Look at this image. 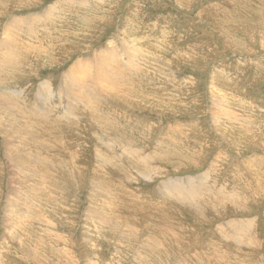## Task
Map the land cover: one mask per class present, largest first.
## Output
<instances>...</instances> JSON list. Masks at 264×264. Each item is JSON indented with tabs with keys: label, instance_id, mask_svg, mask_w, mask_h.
I'll list each match as a JSON object with an SVG mask.
<instances>
[{
	"label": "rangeland",
	"instance_id": "rangeland-1",
	"mask_svg": "<svg viewBox=\"0 0 264 264\" xmlns=\"http://www.w3.org/2000/svg\"><path fill=\"white\" fill-rule=\"evenodd\" d=\"M31 1L0 2V93L10 101L8 92H21L32 106L41 83L60 93L71 67L112 53L123 101L101 100L102 134L82 109L73 123L63 119L62 100L31 132L61 146L36 152L44 171L28 156L38 148L30 135L8 159L0 130V264H264V0ZM51 6L53 24L31 32ZM13 18L23 20L20 30ZM10 35L22 55L5 70ZM2 117V128L17 129ZM30 120L28 130L37 124ZM200 176L191 183L230 198L160 193L164 183ZM236 222L249 223L247 242L227 230Z\"/></svg>",
	"mask_w": 264,
	"mask_h": 264
},
{
	"label": "bare ground",
	"instance_id": "bare-ground-1",
	"mask_svg": "<svg viewBox=\"0 0 264 264\" xmlns=\"http://www.w3.org/2000/svg\"><path fill=\"white\" fill-rule=\"evenodd\" d=\"M12 1L22 3L23 1H27V0H12ZM0 2H1V0H0ZM29 4H24L23 6L29 7ZM59 8H61V7H59ZM53 9H55V6L49 7L47 9V13L48 12H56ZM44 12H46V11H44ZM49 15H50V13H48V14L45 13V14H43V16H39L40 17V21L34 23L35 27H34L33 23H30L29 30L34 33V31L36 29L42 30L39 27V25H41V24L44 25V26L47 23L48 24L49 23H52L53 24V19H51V17H49ZM28 19L29 18H27V20ZM31 21L34 22L35 19L32 18ZM22 22H23V20H21V19L13 18V20L9 22L10 23L9 25H10L11 28L14 27V26H17L19 28V30H20V25L22 24ZM42 22H44V24ZM25 25H26V23H25ZM44 26H43V28H44ZM50 26H51V24H50ZM50 26H49V28H50ZM26 28H27V26H26ZM9 37L10 38L12 37L11 38L12 41L11 42H8L9 44L8 43H5V48L7 50L5 52L9 53V54L6 55L5 60L3 62V66L5 65L6 67H3L2 66L3 69H5V70L9 69L13 64H16V65L19 64L20 61H21V57H19L20 54H21V52L14 53L16 51V49H17L16 47H14V44L17 43L18 38H15L12 35H10ZM101 54L97 55V57H95L94 59H92L91 62L90 61H88V62L87 61H85V62H82L81 61V62L77 63L76 66L74 65L73 67H71L66 74H63V76L61 77L60 83H59L60 84V87L59 88H61V90H62L63 93L60 92V93L54 94V91H53L54 89L51 87V85H49V83H47V82L46 83H41L39 85V88H38L39 89V91H38V98L35 100L36 103H32V106H31V103L30 102H26V99L22 95L19 96L21 94V92H18L17 94L12 93V92H8L9 95L12 96L11 97V100L8 101L9 99L7 100L4 97L5 89L3 88V91H2L3 93H0V130H1V132H3L5 134V140H6L5 141V146L9 145L8 151H9V156L10 157L8 156L9 157L8 159L13 158V155H14L13 148H15L18 143H22L23 141H25V136L26 135H28V136L30 135L31 137H30V141L28 143L34 144V145H38V146H36L38 148L37 149H34V150L31 149L35 153L29 154L28 156H29V158L30 157H34V158H30V159H31V161H33V159H34L33 162L36 164L35 166H36L37 170L38 169H41L40 171H42V170L44 171V169H47V168H44V161L43 160H39V159L36 158V156H37L36 155V152L44 151V149H46V150L49 149V151L52 150V149L53 150H59L61 148V146L60 147L56 146L58 148H55L53 146H50L46 142V139H39V135L31 134V132H32V130H35V131L38 130V132H39L40 127L43 125V122L44 121H47L48 120V116L51 114V112L53 110L59 111V107H62V104H61L62 100H63L62 103L64 104V107H62V109H63L62 110L63 119L68 120L69 123H73L76 120V118L77 119H80V117L77 116V115H78L79 111L82 109L84 111H87V114L89 116V119H87V118L86 119L81 118V119L87 120L88 122H91L92 125L94 124L97 127L98 131L103 134L104 130H101L100 129L101 128V121H103V120L106 121V119L105 118L103 119L100 114H98V115L95 114V113H97L96 110H98L99 108H101L103 106L102 105L103 103H102L101 100L106 101L107 98L108 99L109 98L111 99V97H112L111 95L112 94H115L112 97V99H111L112 102L121 101L122 98L119 95L120 92L117 91V89H120L118 87H120L121 85H119L118 83L117 84H114L113 83L114 80L112 79L113 76L117 74V71H110V69L112 68V66L114 67V65L116 64V59L114 58V55H112V53L106 54V55L103 54V53H101ZM14 56L16 58H14ZM117 63H118V61H117ZM16 70H18V69H16ZM10 71H11V74L12 73H15V71H13V70H10ZM122 80H123V78H122ZM121 82H123V81H121ZM2 85H4V84L2 83ZM2 85H1V82H0V87H2ZM64 94L66 95L65 97H64ZM104 94H106V95H104ZM109 94H111V95H109ZM56 97H58V98L55 100L54 98H56ZM89 97L91 98V100H86V98L88 99ZM99 98H100V100H99ZM38 99H39V101H37ZM18 102H19V105L20 106H24L28 110H24L23 108H20L19 105H14V104H18ZM56 102H58V104H56ZM126 105H128V107H131L130 104H126ZM91 109H94V111L91 110ZM219 109L222 112H224L223 107L222 108H219ZM6 115H9L10 119L13 121L12 123L17 125V129L15 131H10V129L2 128L3 127V123L1 124L2 119H3L2 116H6ZM103 115H105V114H103ZM222 116H223V114H222ZM106 118H107V120L109 119L107 116H106ZM27 119H31L30 120V124L36 122L37 123L36 124V127L35 126H29V130H28V127L26 125V120ZM233 119H235V118H233ZM38 132H37V134H39ZM102 134H100V135H102ZM105 139H106V137H105ZM118 144H120V143H118ZM117 147H118V145H117ZM50 148H52V149H50ZM121 150H119V151H121ZM127 150L128 149H126V151ZM101 152H102V150H100V153ZM100 153L98 151H97V154L94 153L97 156V159H99ZM103 154H104V152H103ZM131 155H133V154H131ZM134 155H133V157H134ZM124 156L125 155H123V157ZM70 157H71V160H74V157H72V156H70ZM116 160L118 162V159H116ZM98 161H100L99 162L100 166H103V164L101 163L102 160H98ZM136 162H139L140 165H142V163H145V165H146V162L143 159L142 160H139V161L136 160ZM17 163L18 162H15V164H17ZM23 169H24L23 170V173L25 175H27V178H31L30 181L27 179L28 183L29 184L31 183V184L30 185H27L26 184L28 187L30 186L29 187L30 188L29 190L31 192H35V193L38 192L39 190L34 186V183H36L37 178H38L37 175H36L37 173L33 170V168H30V167L23 168ZM148 170H150V169H148ZM18 171L21 172L22 171L21 168L18 167ZM40 174H39V176H40ZM41 177L42 176H40V178ZM202 178H203V176L195 177V178H186V179H188L186 181H183L182 180V182L188 188L186 186H184V184L181 183V182H179V181H177V183H173V181H169V182L164 183V184L162 183L163 185L161 186V188H163L162 189L163 192L160 191V193L163 194V195H165V196H168L169 198H172V199H174V197H176V199H179L180 200V199H182V198H184L186 196V197H189L188 198L189 201L194 200V201H198V202L204 201V202H213V203H216V202H218L220 200H225L226 197L230 198V195H228L230 193L229 192L227 193L225 190H223V188L221 190L218 189V191H216V193H214V192H212L210 190L211 186L208 187V188L203 187V189L205 191H202V190L199 189V187H197V186H195V185H193L191 183V182L194 181V183H196V185H197L198 180L200 181V179H202ZM203 180H206V179L204 178ZM38 183H40V182H38ZM41 184H43V183H41ZM203 186H205V185H203ZM213 186H212V188L214 189ZM200 188H202V185H201ZM16 194H17V192H16ZM161 197H163V196H161ZM14 199H15V197H14ZM203 205H204V203H202L199 207L200 208H203L204 207ZM207 208H212L213 210L217 209L216 206H213V207L207 206ZM18 210H19L18 205H15V204L12 205L11 204V205H9L7 214L9 213L10 214L9 216H12L13 217L16 214H18L17 213ZM199 211H202V210L199 209ZM15 218L16 217H13L12 220H14ZM203 218H205V217H203ZM12 222L13 221H10V223H12ZM16 222L18 223V218H16ZM225 225L226 224H224V226ZM226 227L229 228L227 230H231L232 233H234V236L237 235L236 238H239L238 236L240 235V238H242L241 240H243V239L246 240V238H245V232H246V230H249L250 229L249 223H247V222H236L234 224H229ZM251 231H253V230H251ZM229 235L231 237V234L230 233L228 234V236ZM229 241H230V239H229ZM246 242H247V240H246ZM61 251H62V249H61ZM229 253H228V255H229ZM218 255H220V254H218ZM62 256H64V255H62ZM220 259H222V257ZM219 264H221V260L219 261Z\"/></svg>",
	"mask_w": 264,
	"mask_h": 264
}]
</instances>
